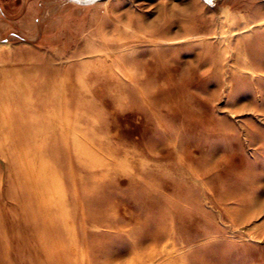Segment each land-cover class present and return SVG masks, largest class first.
I'll list each match as a JSON object with an SVG mask.
<instances>
[{"label":"rangeland","instance_id":"1","mask_svg":"<svg viewBox=\"0 0 264 264\" xmlns=\"http://www.w3.org/2000/svg\"><path fill=\"white\" fill-rule=\"evenodd\" d=\"M85 263L264 264V1L0 0V264Z\"/></svg>","mask_w":264,"mask_h":264},{"label":"water","instance_id":"2","mask_svg":"<svg viewBox=\"0 0 264 264\" xmlns=\"http://www.w3.org/2000/svg\"><path fill=\"white\" fill-rule=\"evenodd\" d=\"M69 1L74 3V4L80 5V6H88V5H92L94 3L101 2L104 0H69ZM203 1L205 3H210L212 0H203ZM262 1H264V0H262Z\"/></svg>","mask_w":264,"mask_h":264},{"label":"bare ground","instance_id":"3","mask_svg":"<svg viewBox=\"0 0 264 264\" xmlns=\"http://www.w3.org/2000/svg\"><path fill=\"white\" fill-rule=\"evenodd\" d=\"M65 94V93H64ZM62 95V94H61ZM60 97V96H59ZM51 101V100H50ZM63 101V100H62ZM56 104V103H55ZM18 117V116H17ZM19 119V118H18ZM18 126V125H17ZM21 127V126H20ZM18 129V128H17ZM22 129V128H21ZM24 129V128H23ZM17 131V130H16ZM20 131V130H19ZM18 134V133H17ZM20 136V135H19ZM21 144L23 145V143L21 142ZM26 144V143H25ZM33 155V154H32ZM36 157V156H35ZM23 158H25V157H23ZM36 159V158H35ZM38 161V160H37ZM30 170V169H29ZM37 170V169H36ZM42 170V169H41ZM51 171V170H50ZM28 173V172H27ZM42 173H44V172H42ZM41 175V174H40ZM37 176V175H36ZM194 176V175H193ZM40 177V176H39ZM41 177H40V181H41ZM46 181V180H45ZM34 182V181H33ZM36 182V181H35ZM57 182V181H56ZM32 183V182H31ZM40 183V182H39ZM43 183V182H42ZM47 183V182H46ZM35 184V183H34ZM45 184V183H44ZM30 185V184H29ZM54 185V184H53ZM33 186V185H32ZM28 187V186H27ZM31 187V186H30ZM34 187V186H33ZM49 187V186H48ZM50 188V187H49ZM27 190V189H26ZM38 191V190H37ZM35 192V191H34ZM37 193V192H36ZM34 194V193H33ZM29 195L31 196V194L29 193ZM36 195V194H35ZM38 196V195H37ZM224 198V197H223ZM33 199V198H32ZM34 201V200H33ZM37 202V201H36ZM39 203V202H38ZM69 203V202H68ZM39 207V206H38ZM41 207V206H40ZM40 209V208H39ZM41 210H43L42 208H41ZM42 212V211H41ZM45 222H47V221H45ZM43 224V223H42ZM47 225V224H46ZM41 226V225H40ZM39 225H38V227H40ZM43 227V226H42ZM42 227H41V229H42ZM34 229V228H33ZM50 229V228H49ZM29 230V229H28ZM40 231V230H39ZM42 232V231H41ZM40 232V233H41ZM45 232H46V230H45ZM55 232V231H54ZM39 233V232H38ZM43 234V233H42ZM57 234V233H56ZM55 234V235H56ZM50 235V234H49ZM49 238V237H48ZM52 240V239H51ZM53 240H54V238H53ZM139 263V262H138ZM86 264V263H85Z\"/></svg>","mask_w":264,"mask_h":264}]
</instances>
